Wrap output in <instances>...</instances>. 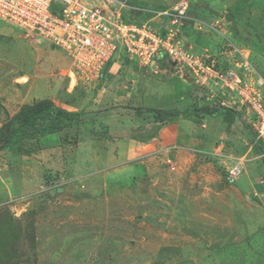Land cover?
I'll use <instances>...</instances> for the list:
<instances>
[{
  "label": "rangeland",
  "instance_id": "obj_1",
  "mask_svg": "<svg viewBox=\"0 0 264 264\" xmlns=\"http://www.w3.org/2000/svg\"><path fill=\"white\" fill-rule=\"evenodd\" d=\"M127 1L141 9L126 11V18L141 23L150 21L155 11L174 6L180 0ZM187 1L184 29L195 51L224 59L228 55L224 53L225 45L232 41L254 68L250 77L260 75L264 79V0ZM157 20L150 22L156 24ZM121 51L124 53V49ZM127 60L150 67L140 58L116 55L115 72L106 73L114 81L104 84V72L98 79L96 74L87 75L50 41L27 35L0 19V126L23 104L50 98L57 106L83 113L84 122H90L88 126L81 124L83 131L106 134L107 130L97 125L101 124L100 119L95 124L99 129L92 127L91 122L97 113L108 109L122 114L130 111L129 103L115 104L112 96L128 81H123L127 73L123 71L125 63L121 62ZM228 60L232 59L224 61ZM153 71L147 72L152 76ZM186 72V68H166L165 77L175 76L171 79L175 92L183 89L179 75L186 78ZM188 82L191 87L186 90L188 103L184 106H189L186 111L190 115L195 107L214 101L208 96L210 87ZM162 85V96L153 93L145 101L168 104L167 84ZM259 89L264 92V86ZM248 132L255 147L254 133L252 129ZM74 142L69 140L68 147ZM32 147L39 150L41 144L27 139L14 143L3 150L2 158L24 155L22 149ZM263 153V148H255L254 160L247 159V154L238 162L230 157H224V162L218 160L219 163L212 159L213 164L216 162L212 171L223 178L218 186L197 182L185 161L175 156L171 163L155 156L156 165L150 164L156 169L143 178L126 176L127 184L113 190H107L104 177L71 185L59 174L51 173L53 176L47 182L42 179L44 170L37 166L33 173L37 179L32 186L8 199L0 198V228L12 231L7 248L0 252V264H264V200L253 205L249 195L247 198L239 192L236 179L231 181L228 176L231 167L239 165L242 174L246 163L253 161L258 163L256 169H262L259 174L264 179ZM227 159L236 163H226ZM27 165L31 175L34 164L24 161L23 166ZM3 180L10 182L11 178ZM53 185L65 187L66 191L53 195L49 188Z\"/></svg>",
  "mask_w": 264,
  "mask_h": 264
},
{
  "label": "crops",
  "instance_id": "obj_2",
  "mask_svg": "<svg viewBox=\"0 0 264 264\" xmlns=\"http://www.w3.org/2000/svg\"><path fill=\"white\" fill-rule=\"evenodd\" d=\"M121 62L125 63L123 71L127 73L123 81H128L123 84V89L112 93V96H114L115 104L129 103L130 111L126 112V109L121 106L119 108L124 109L123 111L126 113H118L113 108L104 113H97V117L94 115L95 118L91 122L92 127L96 126V129H99L97 125H101L103 130H107L106 134L104 132L96 133L95 130V133L91 130L93 133L90 134V131H83L79 128L81 125H75L61 132L42 137L39 140L41 147L32 154L20 156L9 154L5 159L2 158L4 151H0V198L8 199L15 192L25 191L27 187L32 186L34 178L37 179L36 173L33 175L37 166L45 172L42 174L43 180L52 173L59 174L62 180L71 185H79L80 183H89V180L95 179V177H104L107 180L105 182L107 190H113L127 184L128 180L124 178L126 176L133 175L134 179L143 178L156 169L155 163L157 162L153 159L158 160L155 157L156 153L164 149H168L167 155L179 157L181 161H185L184 165L190 171L192 170L191 177H194L197 182L212 183V186L214 184L218 186L223 181L222 176L212 171L216 162H224V157H230L238 162L242 156L247 157V154L250 156L247 159H255V147L251 143L250 131L248 132L251 128L244 126L242 124L244 122L240 119L237 122L228 123L217 114L194 112V114L179 116L175 120L162 122L156 121L148 114H138L136 109L177 108L180 111L187 110L189 106L185 107L186 102L188 103L186 90H189L191 83L187 78L179 76L182 81L179 83L183 89L181 92H175L172 87L173 82H171L175 76H171L169 79L165 77L166 69L154 66L141 67L137 61ZM117 64L113 59L111 64L103 70L104 73L100 79L104 81V84L114 81V78L111 80L106 76V73L115 72L114 68ZM151 69L155 71L152 76L147 72ZM123 81L120 79L119 84H122ZM162 84H167L170 102L165 106L146 102L145 98L152 96L153 93L162 96ZM112 86L115 87V84ZM99 119L101 124L96 123ZM87 123L90 122L83 124ZM71 139L75 142L69 144L68 147ZM203 153H206L208 158L203 156ZM262 157H264L263 154ZM212 159L216 160L214 164ZM234 160L229 159L226 163L234 164L236 163ZM24 161L34 164L31 175L28 173L31 172L29 166H23ZM3 164H5V168H3ZM246 164L247 167L237 177L235 183L238 185L239 192L247 198L250 196L253 205H257L259 199L264 200V179L259 174L260 171L261 173L263 171L261 168L256 169L258 164L256 162L251 161ZM22 167L26 169L27 175ZM52 174L51 176H53ZM7 176L11 178L10 182L3 180ZM142 180L146 182V179ZM37 181L41 183L42 180L38 179ZM55 187L53 185L49 188L52 190ZM63 190L66 191V188L64 187Z\"/></svg>",
  "mask_w": 264,
  "mask_h": 264
},
{
  "label": "built area",
  "instance_id": "obj_3",
  "mask_svg": "<svg viewBox=\"0 0 264 264\" xmlns=\"http://www.w3.org/2000/svg\"><path fill=\"white\" fill-rule=\"evenodd\" d=\"M188 7L187 0H180L157 10L151 19H158L157 23L151 24V20L138 23L126 18V11L141 9L127 0H0V19L50 41L74 66L87 75L96 74L97 79L116 55L140 58L150 66L166 57L172 66L186 68L190 82L210 87L212 104L235 110L264 147V92L259 89L264 79L250 77L254 68L232 41L225 45L224 59L195 51L184 29ZM167 150L158 151L156 157L171 163ZM203 156L208 158L206 153ZM241 172L235 165L228 176L234 181Z\"/></svg>",
  "mask_w": 264,
  "mask_h": 264
},
{
  "label": "trees",
  "instance_id": "obj_4",
  "mask_svg": "<svg viewBox=\"0 0 264 264\" xmlns=\"http://www.w3.org/2000/svg\"><path fill=\"white\" fill-rule=\"evenodd\" d=\"M108 63L107 66L111 64ZM161 68H170L171 63L166 57L158 59ZM138 114H148L153 117L156 121H170L179 116L186 115V110L180 111L177 108L163 109V108H147V109H136ZM195 113H208L211 115L220 116L224 121L228 123H234L238 119V113L229 108L217 106L214 104H208L204 107H195ZM84 122L83 113L78 111H72L63 107L57 106L55 102L50 98H43L36 100L32 103L23 104L19 110L9 115L7 120L0 126V151H3L14 143H19L24 140H31L39 142V140L49 134L61 132L65 129L71 128L75 125L80 126ZM94 130V129H93ZM256 140V136H253V141ZM255 148L257 150H264L263 145H259L256 141ZM25 155L32 154L37 151L36 147L30 149H22ZM51 175L46 177L47 182L50 180ZM11 226L13 223H10ZM19 231V230H17ZM14 232L15 234L18 232ZM11 230H3L0 228V252L5 250L8 246V234ZM12 233V234H14ZM0 256V263H1Z\"/></svg>",
  "mask_w": 264,
  "mask_h": 264
},
{
  "label": "water",
  "instance_id": "obj_5",
  "mask_svg": "<svg viewBox=\"0 0 264 264\" xmlns=\"http://www.w3.org/2000/svg\"><path fill=\"white\" fill-rule=\"evenodd\" d=\"M63 191V187L59 186V187H55L52 189V194L55 195L57 192H61Z\"/></svg>",
  "mask_w": 264,
  "mask_h": 264
},
{
  "label": "clouds",
  "instance_id": "obj_6",
  "mask_svg": "<svg viewBox=\"0 0 264 264\" xmlns=\"http://www.w3.org/2000/svg\"><path fill=\"white\" fill-rule=\"evenodd\" d=\"M108 65V64H107ZM107 65H106V67H107ZM171 66H172V64H171ZM155 67H157V68H159L160 67V64H158L157 66H155ZM105 69V68H104ZM166 69V68H165ZM102 74V73H101ZM173 74V73H172ZM179 76H181V77H183L182 75H179ZM184 78V77H183ZM254 133V132H253Z\"/></svg>",
  "mask_w": 264,
  "mask_h": 264
}]
</instances>
